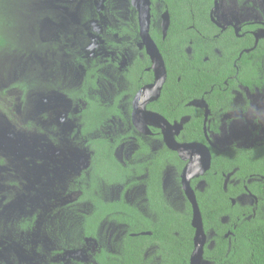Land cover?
Wrapping results in <instances>:
<instances>
[{
  "label": "flooded vegetation",
  "instance_id": "1",
  "mask_svg": "<svg viewBox=\"0 0 264 264\" xmlns=\"http://www.w3.org/2000/svg\"><path fill=\"white\" fill-rule=\"evenodd\" d=\"M98 2H83L86 12L81 26L91 28L78 35H82L80 43L89 41L90 56L102 62L101 77L96 81L99 106L90 109L92 113L84 119L78 118V109L71 110L64 97L55 95L68 104L65 113L74 124L72 141L85 158L66 181L62 206L46 205L50 214L75 219L79 244H91L90 250L83 248L69 264H97L93 256L98 249L118 258L123 240L125 260L130 258L133 264H191L194 205L205 233L198 264H217L216 258L207 257V250L215 246L214 230L207 234V205L213 189L218 192L214 193L219 198L214 199L216 205L228 202L231 208L238 207L240 217L246 220L264 217L259 187L264 175L255 169L260 163L259 171L264 172V0H149L147 31L131 0L108 2L109 27L105 31L103 23L96 20L98 11L104 9ZM118 2H123L120 10L114 9ZM164 14L168 19L165 30ZM59 70L54 80H78L75 67L62 64ZM27 123L32 125H24L27 133L35 130L31 143L42 134L37 136V127ZM84 124L93 127L90 137L105 139L115 161L128 168L122 185L87 173L91 151L79 130ZM51 130L47 127L43 134L56 143ZM53 162L59 166L57 160ZM150 170L157 174L152 184L156 190L153 202L147 183ZM81 175L90 178L79 186L74 178ZM11 176L4 177L8 185H24L26 177ZM90 183L94 188L89 189ZM114 190L118 194L112 199L108 194ZM139 191L141 199L130 198ZM90 194L104 202L122 200L136 208L140 218L131 217L127 226L103 217L94 236L84 237L78 224L80 214L92 208L85 201ZM36 219L33 213L20 218L15 226L20 230L31 221V228L20 230L29 233ZM219 221L221 230L226 231L223 238L230 239V218L223 216ZM106 226L120 228L123 233L112 249L100 239ZM137 227L141 230L135 232ZM58 240L60 251L73 252L72 246H66L69 241ZM61 254L51 256L59 258Z\"/></svg>",
  "mask_w": 264,
  "mask_h": 264
},
{
  "label": "trees",
  "instance_id": "2",
  "mask_svg": "<svg viewBox=\"0 0 264 264\" xmlns=\"http://www.w3.org/2000/svg\"><path fill=\"white\" fill-rule=\"evenodd\" d=\"M45 0H0V69L7 73L10 81L8 84V92L11 93L10 98L17 96L20 102H24V98L31 95L40 97L62 96L64 97L71 110L78 109L79 115L83 119L90 114V109L97 108L100 100L97 94V80L101 77L98 73L102 62L100 59H93L90 52L87 51L88 40L80 43L79 31L85 34V28L81 22L84 21L82 13L86 12L83 2L87 0H66V11L72 17L61 14L58 17L53 10H49L44 6L38 5ZM98 2L99 0H89ZM110 0H102L98 2L102 4L104 9L98 11L99 17L97 21L103 23L105 31L108 29V17L106 9ZM42 5H44L42 3ZM84 8V9H83ZM48 21L47 27L51 29L50 35L43 36L45 31H41V24ZM79 23V24H78ZM91 28V27H90ZM41 31V32H40ZM85 38V37H84ZM105 46L109 45L105 37ZM104 60V59H103ZM107 60V58H105ZM62 64H68L76 68L78 80L60 82L57 78L59 67ZM23 65V66H21ZM16 77V79H15ZM54 80V81H53ZM8 97V96H5ZM110 109L108 105H105ZM10 107L12 108L11 104ZM5 110L11 111L5 105ZM74 111V110H73ZM70 115L75 118L72 112ZM108 116V115H107ZM102 121L101 119H99ZM29 126L31 124L26 123ZM80 133L88 140L91 157L89 161L90 177L99 176L100 179H109L110 183L122 185L125 183V175L129 173L128 168L121 167L113 158V149L109 150L105 139L91 138L93 133L91 125H82ZM229 165L232 163L230 161ZM213 165L212 170L214 169ZM260 163L256 166L259 171ZM151 176L147 183L150 201H156L155 185L153 182L157 180L156 170H150ZM89 176L81 175L74 178L79 186L84 182L87 184ZM89 189L94 188L92 183ZM260 191L264 196V181L259 183ZM77 189V185L75 186ZM84 186H81L83 191ZM219 189V188H218ZM86 193V192H85ZM214 193H218L213 189V197L207 205V234L210 229L215 232V246L212 250H207V257L216 258L217 264H264V217H256L255 219L246 220L240 217L238 207L231 208L228 202L216 205ZM220 193V191H219ZM85 195V194H84ZM83 195V196H84ZM220 197V196H219ZM91 210L84 211L80 214L79 228L82 236L93 237L97 227V222L101 218L108 216L110 221L130 226V218H140V213L134 207L125 204L122 200L117 202H104L93 194L85 197ZM78 201V198H77ZM228 216L230 225L228 230L232 233L230 239H224L223 235L226 231H222V223L220 218ZM32 222L22 226L20 230L31 228ZM141 228H135V232ZM133 243V241H130ZM181 245L178 247L180 248ZM186 247H189L188 244ZM124 240L122 244L121 256L118 258L105 253L102 249L95 251L94 259L97 264H133L130 258L125 260ZM181 249L176 250L175 252ZM94 253V252H93ZM125 260V262H123Z\"/></svg>",
  "mask_w": 264,
  "mask_h": 264
},
{
  "label": "rangeland",
  "instance_id": "3",
  "mask_svg": "<svg viewBox=\"0 0 264 264\" xmlns=\"http://www.w3.org/2000/svg\"><path fill=\"white\" fill-rule=\"evenodd\" d=\"M65 1L45 0L42 1L44 5L41 2L38 5L53 10L58 17L61 14L72 17L66 11ZM122 6L123 2H118L114 9L120 10ZM47 25V20L41 24V31H45L43 36L51 33ZM9 81L7 73L0 69V264H47L48 261L52 264H69V259L78 252L82 254L83 248L89 247L90 250L91 244H79L80 235L75 231V219L67 214H50L46 207L62 206L66 181L85 163L80 146L72 141L74 124L65 113L68 104L59 97L43 98L37 95L25 97L22 103L17 96L10 98ZM104 92H107V88ZM5 105L11 111L5 110ZM27 122L37 127V136L42 134L31 143L35 130L27 133L24 127ZM47 127L53 129L51 132L56 143L44 136ZM122 152L125 150L118 152L119 158L123 156ZM53 160H57L58 167ZM7 176L26 177L25 183L15 188L11 183L8 185L4 179ZM140 193L133 192L130 198L139 200ZM117 194L118 190H114L108 196L113 199ZM33 213L37 216L33 230L28 233L17 229L16 222ZM102 232L100 239L108 249H112L123 234L120 228L113 226L104 227ZM58 238L69 241L66 246H72L70 251L73 252L60 251L56 247L60 244ZM56 252L64 255L52 257Z\"/></svg>",
  "mask_w": 264,
  "mask_h": 264
},
{
  "label": "water",
  "instance_id": "4",
  "mask_svg": "<svg viewBox=\"0 0 264 264\" xmlns=\"http://www.w3.org/2000/svg\"><path fill=\"white\" fill-rule=\"evenodd\" d=\"M131 2L132 5L139 12V20H140V24L142 25V28L145 31H147L149 24V3H150L149 0H131ZM167 25H168L167 15L164 14L163 16L164 30L167 28ZM209 164H210V157L209 154L207 153V169L209 168ZM191 225L195 229V233L193 239L194 249L192 252L190 263L198 264L202 259L203 245L205 242V233L203 231L201 216L196 205H194L193 219Z\"/></svg>",
  "mask_w": 264,
  "mask_h": 264
}]
</instances>
